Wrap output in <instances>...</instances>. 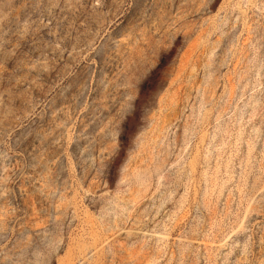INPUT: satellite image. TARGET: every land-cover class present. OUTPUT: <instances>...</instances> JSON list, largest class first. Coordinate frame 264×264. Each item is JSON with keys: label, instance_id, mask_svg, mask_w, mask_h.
Masks as SVG:
<instances>
[{"label": "rangeland", "instance_id": "374dc122", "mask_svg": "<svg viewBox=\"0 0 264 264\" xmlns=\"http://www.w3.org/2000/svg\"><path fill=\"white\" fill-rule=\"evenodd\" d=\"M0 264H264V0H0Z\"/></svg>", "mask_w": 264, "mask_h": 264}]
</instances>
